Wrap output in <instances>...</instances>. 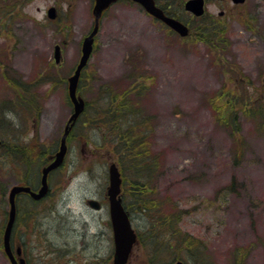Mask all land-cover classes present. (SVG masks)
<instances>
[{"label":"rangeland","instance_id":"1","mask_svg":"<svg viewBox=\"0 0 264 264\" xmlns=\"http://www.w3.org/2000/svg\"><path fill=\"white\" fill-rule=\"evenodd\" d=\"M184 1L177 0L176 12L187 19ZM260 4V23L236 14L219 39H203L194 30L182 38L140 5L124 0L102 14L78 95L92 103L101 97V86L122 94L136 85L134 74L144 77L137 81L147 85L139 106L152 118V149L162 157L151 180L154 198L185 212L179 223L182 233L169 239L191 237L199 246L148 251L137 242L127 264H239L238 254L246 256L242 264H264V0ZM255 5L253 0L251 10ZM94 6V0H0V103L11 98L7 72V80L18 77L31 94L22 108L11 113L0 107V113L18 124L25 138L37 140L33 148L45 151L32 155L28 171L0 160V186L7 187L4 198L0 196V228L5 210L9 212L11 188L28 178L39 189L42 169L59 149L73 112L68 79L94 27ZM52 7L58 11L54 20L47 16ZM218 11L210 4V12ZM57 45L62 58L56 64ZM135 63L142 70H135ZM251 99L244 110L250 113L236 111L237 123L222 122L233 104ZM94 114L90 108L88 118ZM82 118L68 141L65 163L50 174L47 198L35 206L20 197L22 215L12 243L18 248L27 240L33 246L29 254L38 246L43 254L50 250L49 256L72 255L71 264H112L109 168L120 166L112 148L95 149L89 141L94 131L83 127ZM90 200L99 201L101 209H93ZM132 214L134 228L145 232L147 217ZM23 223L35 224L25 236ZM0 264H11L1 246Z\"/></svg>","mask_w":264,"mask_h":264},{"label":"trees","instance_id":"2","mask_svg":"<svg viewBox=\"0 0 264 264\" xmlns=\"http://www.w3.org/2000/svg\"><path fill=\"white\" fill-rule=\"evenodd\" d=\"M211 42L216 46V44L213 43L215 41H208V43ZM134 67L135 70L140 68L136 63ZM82 76L80 83L83 80ZM5 78L7 85L12 88L10 91L11 98L0 103V107H6L9 109V112L13 113L17 111L18 108H22L24 104L31 99V94L29 95L28 93L29 87L27 88L25 83L17 79L18 77L7 80L9 79V74L7 72ZM140 78L144 80L141 74H134L131 79H133L132 82H135L136 85L130 87L129 91H122V94L120 92H112L110 88L105 89V87L101 86L98 95L102 97V100H100L101 97H98L94 102L91 103L88 101L86 103V110L82 115L84 121L83 127L90 128V130L94 131L95 137L91 136V140L89 141L94 144L97 151L105 146H109L114 152L113 155L118 159L123 177V203L126 210L132 216V213L137 212L145 215L149 220L145 232L137 231L138 242L148 251H155L157 248L163 246L171 252H179L181 249H198V244L190 240V235V238L183 239V237H181V241L179 242L169 239L171 237L176 239L179 233H182L179 228V223L185 212L180 209L169 208V206L164 205L160 199L157 198V200L154 198L155 192L151 180H153V177L162 164V157L156 154L152 149L150 140L152 118L146 115L142 107L139 106L141 105L140 103L144 96V91L147 89L146 84H137ZM33 99L36 102V96H34ZM104 101L106 103L105 108L102 106ZM252 101L251 99L244 103L233 104V107L229 108L230 115L228 118L226 114H221L222 119L223 116L226 117L222 122L227 126L237 123L239 117L236 111H242L243 114H247V112L250 113L251 110L246 112H244V110L248 108V105ZM31 105L30 102V106ZM38 106L37 102L33 107L37 110ZM30 108L32 109V107ZM90 108L95 110V114L88 118ZM1 115L2 113H0V160L2 164L4 165L6 163L5 160H9L14 166H22L23 169L27 171L30 170L33 166V162L31 161L32 155H44V149L39 146L33 148L32 145L34 143L39 145L37 140L34 139V137L31 139L25 138L17 123L8 120L5 115ZM262 116H264V114ZM238 131L239 130L236 129V132ZM71 137H73L72 132L68 141L72 139ZM127 171H129V173ZM128 176H130V178ZM31 184L30 180L26 178L22 185H28L35 189ZM0 188H3V192H0V196L2 195L4 198L7 187L5 188L4 184H2ZM22 196L30 198L25 194L20 197ZM20 197L17 200V218L13 234L16 231L15 228L20 223L22 215ZM43 201L44 200L35 201L30 198V202L35 206ZM28 215L30 217L34 216L31 211ZM3 216V227L0 228V235L2 234V228L5 227V221L8 218V210H5ZM0 244V246L3 247V241H1ZM239 257H241L239 261L240 264L242 258L246 256L238 254L237 258ZM188 260L189 259L185 258L186 262H188ZM155 264L163 263L155 262Z\"/></svg>","mask_w":264,"mask_h":264},{"label":"water","instance_id":"3","mask_svg":"<svg viewBox=\"0 0 264 264\" xmlns=\"http://www.w3.org/2000/svg\"><path fill=\"white\" fill-rule=\"evenodd\" d=\"M118 0H95L94 16L95 24L92 31L84 38L82 44V56L80 61L69 78V97L73 103V112L65 126L64 134L60 141L59 150L56 152L54 159L42 169L41 172V185L38 190H32L29 186L14 185L9 193V217L3 234V247L7 256L11 259L12 264H24V261L18 262L12 252L11 238L13 233L14 224L17 216V197L21 193H27L34 200H41L46 197L50 191L49 177L50 174L61 167L65 161L68 145L67 139L73 129L74 125L84 113L86 108L85 100L78 95V85L83 69L87 66L91 55L94 51L95 37L99 31V24L102 14L108 9L111 4ZM140 3L145 10L158 19L166 22L170 27L176 30L181 36L185 37L189 34L188 28L181 22L166 17L163 11L158 8L154 0H133ZM243 1V0H240ZM185 8L196 15H202L204 12L202 0H189ZM48 16L55 19L57 12L55 8H50ZM54 57L57 63H60L62 58L61 46L55 47ZM109 181L108 198L110 204V217L114 232L115 255L112 264H127L132 253L133 247L137 241V234L133 229L130 216L125 209L121 197L122 176L116 164H112L109 168ZM89 205L94 209H100L99 202L91 200ZM20 253V250H18ZM177 264H184L178 261Z\"/></svg>","mask_w":264,"mask_h":264},{"label":"flooded vegetation","instance_id":"4","mask_svg":"<svg viewBox=\"0 0 264 264\" xmlns=\"http://www.w3.org/2000/svg\"><path fill=\"white\" fill-rule=\"evenodd\" d=\"M189 0H185L183 5H185ZM203 1V9L204 13L201 16H196L193 12L188 11L184 7V14L186 18L182 17L180 14L176 12L178 7L177 0H155L157 6L164 12V14L168 17L174 18L180 22H182L189 29V33L194 30V34L200 32L201 37L203 39H219L225 35L227 31V23L231 20H236V14L241 16H245V19H250V21L261 20V8L263 5L260 4V1L263 0H255L256 5L251 10V2L253 0H246L245 3H240L236 0H202ZM210 4H214L218 6L219 11L210 12ZM250 5L248 9H244V5ZM261 5V6H257ZM251 10L248 14L247 12ZM238 11V12H237ZM260 23V22H259ZM162 24H165L162 22ZM166 25V24H165ZM167 26V25H166ZM168 27V26H167ZM172 30V29H171ZM172 32L176 35L175 31ZM200 36V35H199ZM132 217V215H131ZM112 227V225H111ZM22 228L24 230V236L28 233L30 229L35 228V224L29 223L27 225L25 223L22 224ZM113 232V229H112ZM29 246L33 248L32 244L28 243L27 240H22V245L18 248H15V245L12 243V251L15 254V258L17 261H21L22 259L25 261V264H71L72 255H62L59 256V253L55 252L54 255L49 256L51 254L50 250H39L38 246L34 248V254L30 252L28 253ZM113 246H114V238H113ZM20 250V255H17V250ZM115 249V246H114ZM47 254V255H46ZM114 258V257H113ZM10 263L11 262V259Z\"/></svg>","mask_w":264,"mask_h":264}]
</instances>
